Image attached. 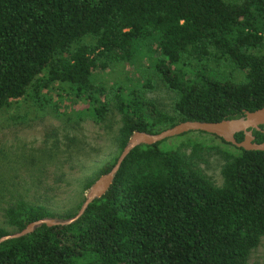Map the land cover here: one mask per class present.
Wrapping results in <instances>:
<instances>
[{"label":"trees","instance_id":"trees-1","mask_svg":"<svg viewBox=\"0 0 264 264\" xmlns=\"http://www.w3.org/2000/svg\"><path fill=\"white\" fill-rule=\"evenodd\" d=\"M138 59L176 92L171 113L144 96L149 80L111 87L93 80ZM207 63L232 70L197 68ZM57 85L86 103L79 116L102 124L110 106L121 115L118 153L85 191L134 131L237 119L264 107V0H0V108L30 90L39 106H53ZM263 130L252 129L255 142H264ZM192 134L221 146L190 139L182 147L137 146L78 219L3 241L0 264H251L264 237V151L203 132L179 136ZM208 151L222 158L220 185L201 167ZM31 200L4 209L10 230L0 226V237L39 219H70L84 198L63 214Z\"/></svg>","mask_w":264,"mask_h":264},{"label":"rangeland","instance_id":"rangeland-1","mask_svg":"<svg viewBox=\"0 0 264 264\" xmlns=\"http://www.w3.org/2000/svg\"><path fill=\"white\" fill-rule=\"evenodd\" d=\"M132 66L115 64L109 70L95 73L93 80L109 87L131 85L129 80L138 83L149 80L153 87L144 90V96L162 111L171 113L176 92L161 81L146 60L138 59ZM197 68L221 74L232 70L226 63H207L204 69ZM182 72L190 75L189 70ZM233 77L239 78L234 73ZM58 86L52 88L50 96L56 106H39L30 90L25 97L0 108V226L7 230L10 227L5 223L4 209L20 199L32 201L35 197L59 214L76 207L85 197V183L94 179L102 165L118 153L116 135L121 124L118 110L110 106L105 121L97 124L90 116L77 114L86 106L85 102L74 103L69 95L65 96L64 88ZM186 138L185 135L169 138L160 147H177L188 139L191 143L219 145L218 140L199 134ZM205 160L201 164L204 173L220 185L222 158L208 151ZM249 262L264 264V237L251 252Z\"/></svg>","mask_w":264,"mask_h":264},{"label":"water","instance_id":"water-1","mask_svg":"<svg viewBox=\"0 0 264 264\" xmlns=\"http://www.w3.org/2000/svg\"><path fill=\"white\" fill-rule=\"evenodd\" d=\"M260 126H264V107L252 112L245 111L244 115L237 119H224L217 122L184 121L158 133L134 131L119 154L113 167L107 173L100 175L87 189L84 201L74 217L66 220L58 218H43L33 221L27 224L26 227L19 232L0 237V243L8 239L18 238L32 233L41 225H67L78 219L93 200L102 197L108 191L122 162L137 146L157 144L188 132H203L215 135L223 139L225 142L247 151H264V142H255V137L252 133V129L260 130ZM237 133H243V139L241 141L236 140L235 135Z\"/></svg>","mask_w":264,"mask_h":264}]
</instances>
